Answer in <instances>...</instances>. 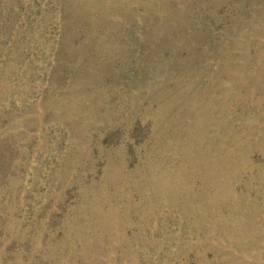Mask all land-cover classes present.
<instances>
[{
  "label": "rangeland",
  "instance_id": "1",
  "mask_svg": "<svg viewBox=\"0 0 264 264\" xmlns=\"http://www.w3.org/2000/svg\"><path fill=\"white\" fill-rule=\"evenodd\" d=\"M0 264H264V0H0Z\"/></svg>",
  "mask_w": 264,
  "mask_h": 264
}]
</instances>
